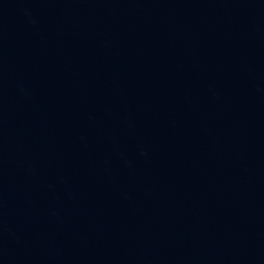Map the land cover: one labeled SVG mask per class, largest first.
<instances>
[{
    "label": "water",
    "instance_id": "water-1",
    "mask_svg": "<svg viewBox=\"0 0 264 264\" xmlns=\"http://www.w3.org/2000/svg\"><path fill=\"white\" fill-rule=\"evenodd\" d=\"M264 145V0H150Z\"/></svg>",
    "mask_w": 264,
    "mask_h": 264
}]
</instances>
